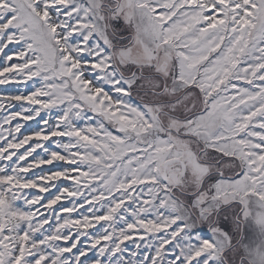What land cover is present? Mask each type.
<instances>
[{
  "label": "snow or ice",
  "instance_id": "snow-or-ice-1",
  "mask_svg": "<svg viewBox=\"0 0 264 264\" xmlns=\"http://www.w3.org/2000/svg\"><path fill=\"white\" fill-rule=\"evenodd\" d=\"M135 47L216 93V139L244 162L234 179L188 200L168 183L135 203L93 195L82 146L100 133L84 125L119 115L113 94L131 97ZM0 86L17 89L0 91V264H228L237 252L236 264H264L243 232L252 218L264 236V0H0ZM230 203L244 222L235 242L219 223Z\"/></svg>",
  "mask_w": 264,
  "mask_h": 264
},
{
  "label": "rangeland",
  "instance_id": "rangeland-1",
  "mask_svg": "<svg viewBox=\"0 0 264 264\" xmlns=\"http://www.w3.org/2000/svg\"><path fill=\"white\" fill-rule=\"evenodd\" d=\"M133 51L134 48L132 49L131 59L139 60ZM129 71L130 69L127 67L124 74H128ZM132 71L137 76L133 83V86L138 84L134 88L136 92L132 91V86L130 88V98L113 94L111 104L105 103V107L111 106L112 110L119 115L109 120L97 114L94 119H89L84 125L85 127L94 126L100 133L98 135L90 133L89 135H92V142H88L82 146V151L86 157L84 162L89 166L91 174L89 188L97 190L93 191V195L103 192L105 195L112 196L113 198H130L135 203L139 201L140 197L144 199L152 198L158 190L163 189L164 183H168L174 195L188 200L190 199V195L181 193L177 188H182L188 193L193 187L196 188L200 184L202 178L206 176L209 170L220 166L219 164L216 165L204 161L207 154H200L198 152L201 145L206 146L210 150H216L219 158L224 157L221 168L225 171L226 175L231 174L232 179L235 178L237 173L233 175L230 171L240 170L244 162L243 160L234 158L232 155L224 154L225 152H231L233 149L231 139H216V135L219 134L220 121L217 119L216 113L208 112L212 107L213 97L216 96V93L210 97L206 94V91L200 92V99L205 104L202 113L189 116L186 119L185 117L192 113V110L189 111L190 108L187 105L183 106L174 103L169 107L165 103L163 110L179 113L181 114L180 117L185 119L181 121L183 122L182 124H179V126L181 125L180 129L171 134V131L168 133L164 127L165 125H169L166 123L167 115L164 111L158 114L157 111L151 109L144 101L136 97L142 98V96H145L149 98L148 102H151L157 95H161L159 91L163 83L160 78L144 77L146 72L140 74L139 71H134V69ZM196 83H199V77ZM186 85L179 79V83L175 85L173 91ZM151 89H154L156 92H153ZM187 89H189V86ZM5 90L16 91L17 89L15 86H8V89L0 86V91ZM173 91L171 92L172 94ZM197 91L190 92L192 93L189 96L190 101L193 99L196 102ZM118 99L124 101L123 105L117 104ZM184 103L187 104V100L184 99ZM120 116L130 117L131 122L119 123ZM31 124L35 127V122H31ZM122 127L124 130L120 131ZM217 149H224V152ZM177 155L180 161H172L175 159L174 156ZM169 158L172 159L169 161L167 160ZM178 170L185 171V175L181 172L178 173ZM165 177H167V180H165ZM153 178L158 183L141 182L151 181ZM230 179L224 178L225 181ZM131 180H136L137 183L131 188H127ZM121 185L125 186L126 191L121 188ZM117 189L120 190L117 191ZM238 199L239 197H237ZM246 199L253 202L249 205L248 211L251 217H255V215L262 211L255 207L254 201L256 197L250 195ZM232 206L233 208H231ZM235 208L236 210H234ZM227 209L237 212L233 215V218L236 219L235 231L238 237L244 223L241 215L242 209L238 205H230ZM243 232L246 237V243L253 246L264 245V236L259 235V229L254 227L252 218L247 222V227L243 228ZM228 254L233 257L232 253Z\"/></svg>",
  "mask_w": 264,
  "mask_h": 264
},
{
  "label": "crops",
  "instance_id": "crops-1",
  "mask_svg": "<svg viewBox=\"0 0 264 264\" xmlns=\"http://www.w3.org/2000/svg\"><path fill=\"white\" fill-rule=\"evenodd\" d=\"M133 52L137 56V59H139V60H135L138 62V65H139V70H138L139 73L144 74L143 72H146V74H144L145 75L144 77L150 76V77H156L157 79L160 78L161 82L163 83L162 88L159 91L161 95L159 96L157 95V97L155 99H152L151 102H148L149 98L142 96L144 99V102L149 107H151V109L156 110L158 114H160L163 111V108L165 105L164 103H167L169 107L171 106V104H174V103H178L183 106H186V105L189 106L190 104L197 105L199 102L203 104V100H200L199 98L196 99V102L193 99H191V101L193 100L192 102L190 101L189 96L192 94L190 93L192 92V90L187 89L188 87L187 85L185 87L178 88V89H175V91H173L175 85L179 83V76H178V71H177L178 67H177V63L174 58L168 60L167 62H165L162 58L149 61V60L144 59L143 53L139 47H135ZM148 65H151V66H148ZM192 87L199 90V92L198 91L196 92L197 94L201 92V90L198 87H195V85H193ZM151 90L153 92H156L154 89H151ZM172 91H173V94L171 93ZM184 99L187 100V104L184 103ZM154 102H157V104H154ZM175 110H177V108H175ZM202 111L199 112L198 114L202 113ZM169 113H171L170 116L167 115V118H166L167 125L168 124L171 125V126L169 125L167 126L168 129H170L168 131H171V129H175V130L180 129L181 125L179 126V124L183 123L181 122L183 121L182 118H179V116L177 117L174 114L175 112L173 113L169 111ZM172 158H169L167 160H170ZM174 158H179V157L177 155V156H174Z\"/></svg>",
  "mask_w": 264,
  "mask_h": 264
},
{
  "label": "trees",
  "instance_id": "trees-1",
  "mask_svg": "<svg viewBox=\"0 0 264 264\" xmlns=\"http://www.w3.org/2000/svg\"><path fill=\"white\" fill-rule=\"evenodd\" d=\"M129 69H130V71L128 72V74L126 75L125 74V76H128L130 73H132L133 71H132V69H134V71H138L139 70V66H137V65H131L130 66V64L127 66ZM132 71V72H131ZM139 83V82H138ZM136 86H138V84L136 85H134L133 86V88H132V91L133 92H136V90L134 89ZM189 89L190 90H192V91H195V90H197L196 88H194V87H189ZM199 92V91H198ZM137 98H139V99H141L142 101H144V99H143V97L142 98H140V97H138V96H136ZM200 99L201 98V94L199 93V94H197V99ZM200 100H202V99H200ZM165 104V103H164ZM197 106V107H196ZM204 106L205 105H203L202 103H198L197 105L196 104H190L189 106H188V108H190V110L189 111H191L192 113H190V114H188L186 117H185V119L186 118H188L189 116H193V115H196V114H198L199 112H201L202 110H203V108H204ZM192 107H194L193 109H192ZM156 111V110H155ZM174 113V112H173ZM174 114H177L176 116H180L181 114H179V113H174ZM185 119H183L182 118V120L184 121ZM166 129H167V131L168 130H170V129H168V127L165 125L164 126ZM174 132H177V130H175V129H171V133H173L174 134ZM168 133H169V131H168ZM200 154H202V153H200ZM222 158V157H221ZM221 158H218V159H220V160H222V159H224V157L221 159ZM171 160V159H170ZM169 160V161H170ZM229 160H231V159H229ZM172 161H176V162H179L180 161V159L179 158H175L174 160H172ZM171 161V162H172ZM176 165V164H175ZM181 173H183V174H185V171L184 172H182V170H179ZM239 171V169L238 170H232V171H230L233 175H235L237 172ZM231 175V174H230ZM217 176V175H216ZM230 205H238L239 206V208H241V205L240 204H238V203H230V204H228V205H226L225 206V204H223L222 206H221V208H220V211H219V223H220V226L221 227H223L225 230H227V231H229L230 232V234L232 235V237H233V239H237V235H236V228H235V224H236V219L235 218H233V215L235 214V213H237V212H235V211H230L229 209H227ZM225 207H226V209H225ZM231 208H233V206L231 207ZM234 210H236V208L234 209ZM241 211V210H240ZM232 217V218H231ZM221 219V220H220ZM241 225V224H240ZM240 235V234H239ZM235 240H233L234 242H235ZM226 255L228 256V264H236V260L238 259V257H239V253L238 254H236V258H233L231 255H229L228 253H226Z\"/></svg>",
  "mask_w": 264,
  "mask_h": 264
},
{
  "label": "flooded vegetation",
  "instance_id": "flooded-vegetation-1",
  "mask_svg": "<svg viewBox=\"0 0 264 264\" xmlns=\"http://www.w3.org/2000/svg\"><path fill=\"white\" fill-rule=\"evenodd\" d=\"M196 87V86H195ZM199 91V90H198ZM204 102V101H203ZM154 104H157V102H154ZM164 111V113L166 114V115H168V116H170V114L171 113H169V111H166V110H163ZM178 117V116H177ZM179 118H181L180 116H179ZM198 140V139H197ZM200 153H205V155L207 156V157H205V159H204V161H206V162H211V164H219L220 166H217V168H215V169H212V170H209L208 171V173L206 174V176L205 177H203L202 178V181L200 182V184H203V188H201V191H204V190H206V189H208L209 188V186L211 185V184H213L214 183V181H213V177H215V178H219L220 177V174L222 173L223 174V178H227V179H232V176L231 175H226L225 174V171L221 168V166H223V159L222 160H220V159H218L219 157L217 156V153H216V151H214V150H210V149H208L206 146H204V145H201V147H200ZM178 173H180V171L178 170ZM215 174L217 175V176H215ZM185 175V174H184ZM200 184H198V185H200ZM174 187H176V186H174ZM196 188H197V186H196ZM196 188L195 187H193V189L192 190H190L191 192H193V191H195L196 190ZM181 193H183V194H190L191 192L189 191L188 193H186L187 191L186 190H184V189H182V188H177Z\"/></svg>",
  "mask_w": 264,
  "mask_h": 264
},
{
  "label": "water",
  "instance_id": "water-1",
  "mask_svg": "<svg viewBox=\"0 0 264 264\" xmlns=\"http://www.w3.org/2000/svg\"><path fill=\"white\" fill-rule=\"evenodd\" d=\"M168 164V163H167ZM234 179V178H233Z\"/></svg>",
  "mask_w": 264,
  "mask_h": 264
}]
</instances>
